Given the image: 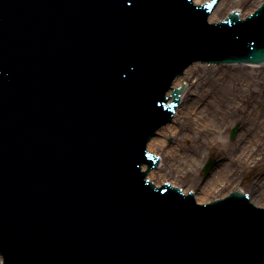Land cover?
<instances>
[{"label":"water","instance_id":"95a60500","mask_svg":"<svg viewBox=\"0 0 264 264\" xmlns=\"http://www.w3.org/2000/svg\"><path fill=\"white\" fill-rule=\"evenodd\" d=\"M262 1L218 0L208 20ZM208 12L188 0H0L4 264H264V209L238 195L196 206L140 170L189 63L264 61V5L220 25Z\"/></svg>","mask_w":264,"mask_h":264},{"label":"rangeland","instance_id":"374dc122","mask_svg":"<svg viewBox=\"0 0 264 264\" xmlns=\"http://www.w3.org/2000/svg\"><path fill=\"white\" fill-rule=\"evenodd\" d=\"M234 66L236 67L217 69L218 66L213 68L199 65L192 74L186 75L188 87H185L182 106L185 108L190 105L192 110L184 117L182 111L178 112L175 119L177 133L163 136L165 143L153 151L158 153L161 160L162 177L154 178L156 184L165 179L164 181L181 186V189L190 187L191 190L199 192L203 182L206 184L215 179L217 188L222 187V190L212 195L214 199L235 186L251 194L255 190L254 185L264 180V136L256 153L252 155L246 152L241 139L244 133L251 137L249 126L255 108H260L264 118V67ZM215 73L218 74L216 79L207 80L208 76ZM247 75L252 77L249 82L244 81ZM228 88L232 93L229 101L210 102V108L204 110V116L199 113L210 98L222 96L224 89ZM196 96L198 99L195 101ZM248 111L250 115L246 118ZM200 115L204 123L201 122ZM245 120L246 123L243 124ZM248 122L250 123L247 126ZM235 123H240L241 131L235 139L230 140L229 132ZM261 132L264 133V129ZM210 159L215 160V163L208 171L209 174L204 173L203 167ZM216 173L220 174L218 181ZM259 190V198L264 202V188L259 187Z\"/></svg>","mask_w":264,"mask_h":264},{"label":"bare ground","instance_id":"6f19581e","mask_svg":"<svg viewBox=\"0 0 264 264\" xmlns=\"http://www.w3.org/2000/svg\"><path fill=\"white\" fill-rule=\"evenodd\" d=\"M198 66H199L198 64H193L192 66L188 67L185 70L184 74L182 76H179L173 82V85L174 86H179L182 83H184L186 75L192 74L194 68H196ZM245 66H242L241 68H243ZM211 67L215 68L216 66H211ZM228 67L229 66H218V68L217 67L216 68L217 69H227ZM235 67L236 66L232 65L231 68H235ZM251 67H254V66L252 65ZM217 73L219 74V72H217ZM217 73L208 76L207 77V80H214V79H216V77L218 76ZM201 79H204V78H201ZM251 79H252V77L247 75V76H245V80L244 81H248L249 82ZM198 80H199V82H202V80H200L199 78H198ZM184 93H185V90H184L183 94L181 95V104L178 107V109L176 110V113H175V116H174L173 120L171 122L165 124L164 126H162L157 131V136H154V137L150 138L149 143H148V150L155 151V149L157 148V146H162L165 143V139L163 138V136H165V135H175L177 133V130L178 129H177V125H176L177 122H176L175 119H176L177 114H178L179 111L180 112L182 111V117H184L187 114V112L189 113L190 110H192V106H190V105H189V107H186L185 106V108L182 106L183 105V100H185L184 99V96H185ZM168 94L169 93H167V95ZM231 97H232V93H230V89L229 88L228 89H224V94L222 96H220V97L219 96H217V97L214 96V97L210 98L209 101L205 104V106H202V108H201V110H200L199 113L200 114H203V116H204V110L205 109L206 110L207 109L209 110V108H210L209 107L210 102H217V101H221L222 102L223 101V103H224L226 101H229V99ZM197 99H198V97L196 96L195 97V101ZM254 107H256V104L254 105ZM255 109L253 110V118L250 121L251 123L248 122V124H247V126H248L249 123H250V126H249L250 131L249 132L251 133V137H249V134H246V133H244L243 135L241 134L242 135V138L241 139L243 140V145L246 148V152L248 154H251V155L254 154V153H256L257 147H259V145H261V143H262V137L264 136V133L261 132L264 129L263 128L264 127L263 114H262V111H259L260 110L259 107L255 108ZM247 114L250 115V112L248 111ZM202 118L203 117L201 116L200 119H202ZM201 122L204 123V120L202 119ZM200 129L201 128H199V130ZM251 130L253 132H251ZM184 135L185 134H180V136H184ZM247 138H249V139L247 140ZM218 175H220V174L219 173H216V176H217L216 179H217V181L219 180L218 179V177H219ZM147 176L151 180H154V178H160V177H162L161 172H160V167H157V168L153 169L151 172H149V174ZM164 180L165 179H162L159 182H162ZM211 182H212V180H211ZM211 182L210 183H206V184H204L205 182H203V184H202L203 186L201 185L202 187L200 188L199 192H195V199H196L197 202H199V203L207 202L210 199H212V195H214V194H216V193H218V192H220L222 190V187L217 188V184L215 183V179H214V181L212 183ZM259 187H260V189L264 188V180L263 181H260L259 183H257V184L254 185V189L255 190L253 191V193H251L249 200H251L253 203H255V205H264L263 200H261L259 198V197H261V195L259 194L261 192L259 190ZM235 188H236V186L233 187L231 190H233ZM189 189H190V187L187 188V189H185V192L188 191ZM256 200H258V201H256ZM0 264H1V258H0Z\"/></svg>","mask_w":264,"mask_h":264},{"label":"flooded vegetation","instance_id":"af4514ba","mask_svg":"<svg viewBox=\"0 0 264 264\" xmlns=\"http://www.w3.org/2000/svg\"><path fill=\"white\" fill-rule=\"evenodd\" d=\"M246 113H247V112H246ZM246 118H248V114H247V117H246ZM245 123H246V120H245V122H244L243 124H245ZM238 124H239V131H241V130H240V126H241V125H240V123H238ZM238 133H239V132H238ZM249 194H250V193H249ZM250 195H251V194H250Z\"/></svg>","mask_w":264,"mask_h":264}]
</instances>
